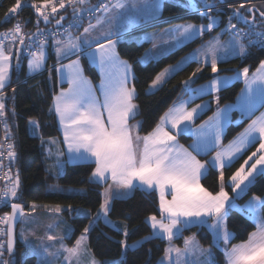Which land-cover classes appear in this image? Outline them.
I'll use <instances>...</instances> for the list:
<instances>
[{"label":"snow or ice","instance_id":"6c2138e0","mask_svg":"<svg viewBox=\"0 0 264 264\" xmlns=\"http://www.w3.org/2000/svg\"><path fill=\"white\" fill-rule=\"evenodd\" d=\"M162 2L163 0H97L92 5L90 0H58L60 9H71L70 16L61 14L58 18L55 15L57 6L53 0H44L42 5L33 2L30 7L37 16L36 32H24L22 25L17 23L9 33L0 34V119L6 116L5 90L11 85L10 68L13 59L15 67L19 69L27 53L29 74L42 73L46 70L47 50L51 47L56 64L48 69L50 77L55 72L61 85H68L67 89L61 87L60 92L53 95V106L49 109L58 118L66 153L63 150L53 153L56 141L51 138L45 141L41 136V145L46 151L45 163L48 158L56 156L54 163L46 171H54L59 176L69 162L94 164L89 183L106 185L103 202L95 216L85 210L73 209L71 205L67 209L59 205L51 209L56 217L53 218L55 222L48 225L50 233L63 223L56 218L65 210L74 211L77 216H91L89 226L84 228L73 247H67L63 243L71 238L73 230L70 227L62 235L47 234V240L56 241L59 247L42 242L34 244L22 232L23 242L30 249L24 254L23 260L31 255L37 258V264H71L70 258H76L77 264H99L94 257L86 262L81 258L89 255L85 243L89 232L103 220L106 226L122 233L124 237L118 242L123 249L120 260L112 261L111 264H122L129 250L134 251L153 239L169 242L157 264H216L211 250H204L195 234L184 239L183 250L172 246L174 238L193 227L206 228L211 233L212 247L219 248L221 244L225 246L223 252L226 264H264V197L253 195L245 205L236 204V200L254 185L258 177H264V114L253 120L226 148L216 151L210 161L201 162L197 158L201 154L207 155L220 144L221 130L233 109L251 115L258 106H264V61L260 62L251 78L248 67L238 70L232 77L215 75L219 71V62L232 57L244 58L253 47L264 50V10L257 9L254 5L246 7L250 0L239 3L238 7L228 4L232 12L220 34L202 44L174 67L165 68L155 76L147 94H154L189 64L197 65L182 82L183 92L188 99H182L169 108L152 131L142 136L140 132L143 130V121L137 119L140 110L135 103L139 97L131 82L135 78L132 76L131 65L121 59L117 47L125 33L142 22L158 17ZM173 2L177 7L207 18L208 23L175 25L164 31L159 42L157 37H149L153 48L141 57L140 63L158 61L186 42L213 31L220 24L219 16L224 9L218 7L217 0ZM219 3L224 4L226 0H219ZM25 6L24 0H15L5 14V21L19 15ZM49 6L50 12L47 11ZM241 9L244 11L241 12ZM50 16L55 20V30L47 27L52 23ZM85 19L87 26H84ZM41 22L45 25L44 29L40 27ZM238 24L243 27H238ZM73 31L77 34L74 35ZM223 34L228 35L227 41L222 40ZM6 40L10 41L7 45ZM16 44L20 47L13 53L12 49ZM72 57L76 58L71 59ZM82 58H87L90 64L99 68V86L94 87L92 81L84 75L80 63ZM64 60L71 62L64 64ZM209 66L214 74L213 78L206 85L193 87L198 74ZM241 77L245 88L237 97L236 104L218 109L208 121L195 127L196 119L210 104H198L191 109L187 106L197 98L219 93L233 80ZM12 91L15 92V89ZM215 102H220L218 95L215 96ZM12 115H16L14 109ZM28 126L32 136H39L41 124L37 119H29ZM5 130L9 131L6 121ZM179 135L193 138L189 146L191 150L178 144ZM10 139L11 136L7 135L6 140ZM257 141L259 146L256 151L229 177V186L234 194L230 196L225 187L224 170L231 167ZM14 148V144H7L6 156L10 162H15L17 157ZM257 153L260 155L257 156ZM4 155L0 151V157ZM65 155L67 159H61ZM253 157L257 158L249 165ZM2 165L3 161L0 160V167ZM210 168L220 170V186L215 193L201 184V179ZM20 186L17 174L11 186L0 192V205L10 204L11 207L10 214L0 217V224L7 225L6 232L2 234L8 237L6 245L0 243V264H16L13 227L17 222L23 223V218L27 215L21 203L12 202L21 198L22 194L18 195ZM53 190H56L55 186ZM135 191L149 196L158 193L159 217L155 214L147 216L145 223L152 229L151 235L129 245L127 225L122 227L115 223L109 218V214L116 199L127 198ZM166 195H170L171 199H166ZM233 210L245 214L255 225V230L249 233L247 240L235 245H231L233 234L228 230L227 224ZM32 234L34 233H29ZM5 255L9 259H5ZM62 255L63 261L60 260Z\"/></svg>","mask_w":264,"mask_h":264},{"label":"trees","instance_id":"16d2710c","mask_svg":"<svg viewBox=\"0 0 264 264\" xmlns=\"http://www.w3.org/2000/svg\"><path fill=\"white\" fill-rule=\"evenodd\" d=\"M14 2L15 0H0V34L11 29L14 25L13 23L5 22V14ZM25 2L44 3V0H24ZM96 2L97 0H92L91 3L94 4ZM209 2H213V0H209ZM242 2H245V0H226V3L220 4L219 0H217L218 7L224 9L221 13L223 16L221 28L227 25L228 17L232 12V8H229L228 4L238 7L239 3ZM253 5L264 10V0H250V3H246V7ZM243 11L244 9H241V12ZM70 15L71 12L66 17ZM35 17L34 12L25 11L21 15V22L34 21ZM204 21H208L207 18L201 17L185 8L177 7L173 1H167L164 6L163 15L147 24H142L145 28L140 31L161 30L181 22L200 24ZM239 25L243 27V25ZM138 31H135L134 34ZM211 36L212 33L208 32L204 37H199L160 58L158 61L148 64H142L140 60L149 50L151 45L149 42L138 43L128 40V36L121 40L118 45L120 56L133 66L135 72L134 85L139 97L135 102L138 104L140 110V115L137 119L143 121V130L140 134L146 135L152 131L160 117L173 104L185 96L182 82L188 78L197 65L195 63L189 64L182 71L177 72L154 94H147L151 81L165 68L177 64L188 54L199 48ZM82 60L85 74L94 84H99L101 77L96 67L90 64L87 58H82ZM261 61H264V50L253 47L249 49V54L244 59L238 57L221 62L220 71L222 74H230L235 73L243 67H249L254 71L259 67ZM55 64L56 57L51 50L47 62V70L39 75L32 76L28 74L27 58L25 57L21 68L17 69L14 65L11 85L5 90V117L13 132L15 151L17 153L16 160L13 162V172L14 175L19 174L21 178L19 194L22 195L19 200L13 202L21 203L27 213L33 211V205L39 210L49 209L57 205L67 209L71 205L73 209H87L91 212V216H95L104 199L105 185L89 183V177L95 168L94 164H68L65 173L59 176L46 171V151L41 145L40 137L42 136L44 140L62 137L57 117L54 112H49V109L53 106V95L58 94L61 87L66 86H60L57 73L52 72L50 77L48 69H51ZM213 75L210 66L205 67L198 74L195 85L198 86L210 81ZM243 86V81H237L231 86L222 89L219 94L220 102L218 105L222 106L235 102ZM13 88L15 92L12 91ZM13 109L16 113L15 116L12 115ZM214 111L215 106H212L199 118L198 122L210 117ZM31 118L37 119L41 124L39 136H32L29 132L28 121ZM238 118L239 113L235 112L233 120L226 131V143L236 138L252 120L251 118H246L243 121H238ZM180 139L188 146L192 143V137L190 136L181 135ZM252 152L253 149L247 151L231 167L224 170L226 189L231 195L234 194L231 192L229 186V177L243 164L244 160ZM204 159L208 160V157L205 156ZM219 171V169L210 168L207 175L203 178L202 184L208 191L215 193L219 190ZM53 186H55L56 190H53ZM253 195L264 197V177H258L254 185L244 195L239 197L237 202L242 205L251 199ZM62 214L67 223L72 226L73 232L71 238L66 241L69 245L73 246L84 228L89 226L91 216H77L74 211L69 212L67 210ZM153 214L159 217L158 193L149 196L141 191H135L127 198L116 199L112 204V211L109 215L113 221L124 222L128 226V242L135 243L143 237L151 235L152 229L145 223V219L147 216ZM227 224L233 234L231 245L247 240L249 233L255 230L254 223L238 210L231 212ZM194 234L202 246L213 249L216 264H226L223 249L212 247L213 238L206 228L193 227L185 230L181 236L174 238L171 243L184 246V239ZM89 236L90 249L97 260L103 264L105 262L111 264L112 261L120 260L123 249L118 242L124 239L122 233L106 226L103 220H101L90 231ZM168 246L169 242L167 240L153 239L145 242L138 249L134 251L129 250L126 260L122 264H157L159 259L164 255V249ZM26 251V245L19 240L14 251L16 264H37L35 256L29 255L27 260H23ZM4 258L9 259L7 255Z\"/></svg>","mask_w":264,"mask_h":264},{"label":"crops","instance_id":"0c3cea01","mask_svg":"<svg viewBox=\"0 0 264 264\" xmlns=\"http://www.w3.org/2000/svg\"><path fill=\"white\" fill-rule=\"evenodd\" d=\"M50 48V52H51V50L53 51V49L51 48V47H49ZM54 52V51H53ZM71 59H74L73 57L71 58ZM68 61H71V60H68ZM63 63L64 64H68V62H67V60H64L63 61ZM94 66V65H93ZM96 67V69H98V71L100 72V70H99V68L97 67V66H95ZM84 75L88 78V76L85 74V71H84ZM101 77V76H100ZM89 79V78H88ZM101 79V78H100ZM135 80V79H134ZM238 81H240V80H238ZM237 82V81H236ZM92 84H93V86H94V83L92 82ZM64 85H66L65 87H64V89H67V87H68V85H67V83H65ZM244 87V86H243ZM224 89V88H223ZM222 91V90H221ZM220 91V92H221ZM220 92H219V94H220ZM241 93V92H240ZM211 95H205V96H202V97H200V98H197V99H195L191 104H189L187 107L189 108V109H191L192 107H196V105H198V104H204V103H206V102H209V104H210V107L205 111V112H203L200 116H199V118L201 117V116H203L212 106H213V104H216V102L214 101V102H212V103H210V101L208 100L209 99V97H210ZM187 100L188 99V97H187V95H185L184 97H182L180 100ZM180 100L179 101H177L175 104H178L179 102H180ZM237 102V101H236ZM236 102L234 103V104H231V105H235L236 104ZM136 103V102H135ZM174 105V104H173ZM173 105L171 106V107H173ZM223 107H221L220 106V108H218V109H223V108H225L226 106H228L227 104H225V105H222ZM216 111V110H215ZM214 111V113H216ZM235 112H238L239 113V118H238V121L239 120H244L245 118H251L252 120H251V122L248 124V126L252 123V121L253 120H255V119H257L258 117H260L261 116V114H264V106L262 107V108H258L257 107V109H255L254 110V112H253V114L255 113V116H251V115H253V114H251V115H246V114H243L239 109H233L229 114H228V119H227V122L224 124V126H223V128H222V130H221V132L223 133L224 131H225V133H226V130H227V128H228V126L230 125V123L232 122V120H233V114L235 113ZM214 113L210 116V117H212L213 115H214ZM250 116V117H249ZM199 118L198 119H196V121H195V127H198L199 125H201V124H203L205 121H208L209 120V118H208V120H203V121H201V122H198V120H199ZM57 120H58V118H57ZM132 123H136V121H132ZM247 126V127H248ZM246 127V128H247ZM245 128V129H246ZM244 129V130H245ZM243 130V131H244ZM242 131V132H243ZM241 132V133H242ZM62 133V132H61ZM140 135H142V134H140ZM226 135V134H225ZM225 135H224V138H223V144L225 145V147H227L232 141H234L236 138H234L232 141H230V142H228V143H226L225 142ZM143 136V135H142ZM180 136L181 135H179L178 137H177V141H178V144L179 145H183L185 148H189V146L188 145H186L185 143H183L182 141H181V139H180ZM52 139H54V138H52ZM49 139H47V140H45V141H48ZM55 140V139H54ZM59 141V143L60 144H63L62 143V141L61 140H63V134H62V137L61 138H59L58 139ZM192 142H193V138H192ZM58 143V144H59ZM57 143H56V145L53 147V149H52V151H55V150H58V147H57V145H58ZM192 144V143H191ZM190 144V145H191ZM220 145V144H219ZM259 146V142L257 141L255 144H253L247 151H250L251 149H253V152L254 151H256V148ZM189 150H191L190 148H189ZM210 151H213V152H210ZM209 152H208V154L207 155H204V154H201V155H199V156H197V158L198 159H200L201 160V162H205L206 160L204 159V157L205 156H207L208 157V160H209V158H211V157H213L215 154H216V151H219L217 148H215V150L213 149V150H210ZM246 151V152H247ZM245 152V153H246ZM245 153H243V155L245 154ZM213 155V156H212ZM260 155V153H257V156H259ZM242 156V155H241ZM240 156V157H241ZM257 157H253V160L252 161H249V165L251 164V163H253L254 162V160L256 159ZM56 159V158H55ZM54 163V157L52 156V157H50V158H48L47 159V167L48 166H50V165H52ZM67 165H68V163H67ZM67 165H65V167L63 168V170L61 171V174L60 175H62L63 173H64V170H65V168L67 167ZM247 166V165H246ZM209 172V171H208ZM207 172V173H208ZM52 174H55V172L53 171L52 172ZM17 175V174H16ZM15 175V176H16ZM56 175V174H55ZM207 175V174H206ZM205 175V176H206ZM15 176H14V178H15ZM204 176V177H205ZM203 177V178H204ZM203 178L201 179V184H202V180H203ZM109 183H111V181H109ZM202 186H203V184H202ZM105 187H106V185H105ZM204 187V186H203ZM104 191H105V189H104ZM19 194V193H18ZM133 194V193H132ZM131 194V195H132ZM130 195V196H131ZM231 196H233V195H231ZM242 196V195H241ZM129 197V196H128ZM166 199H171V196L170 195H166ZM250 200V199H249ZM13 202V201H12ZM248 201H246L244 204H239L237 201H236V204H238L239 206H243V205H245L246 203H247ZM51 209L52 208H49V209H43V210H39L38 208H34L33 209V211H31V212H28L27 213V215L23 218V220H24V222L21 224V227H20V229H19V240L21 241V242H23V239H22V237L20 238V236H21V233L23 232L24 233V235H27L28 236V239L30 240V241H32V243H44V244H55V242L56 241H48L47 240V234H52V233H55V234H57V235H59V228H60V224H59V226L58 227H56V228H54L53 230H52V232L50 233L49 232V229H48V225L49 224H53L55 221H54V217H56V214L54 213V212H52L51 211ZM57 220H59L60 219V217H58V218H56ZM72 228V227H71ZM228 230L230 231V229H229V227H228ZM231 232V231H230ZM29 233H34V234H32V235H29ZM232 233V232H231ZM196 240L198 241V239L196 238ZM232 241V240H231ZM199 242V241H198ZM24 243V242H23ZM57 243V242H56ZM172 244V246H174V247H177V248H180L181 250H183V248H184V246H179V245H177V244H174V243H171ZM239 244V243H238ZM199 245L204 249V250H211V252H212V254H213V257L215 258V255H214V251H213V249L212 248H207V247H204V246H202L200 243H199ZM231 245H229V247H230ZM27 247V246H26ZM224 245L223 244H221L220 246H219V248H221V249H224ZM30 251V249L27 247V252H29ZM173 256H175V253H173ZM201 259H203V257L201 258Z\"/></svg>","mask_w":264,"mask_h":264},{"label":"rangeland","instance_id":"374dc122","mask_svg":"<svg viewBox=\"0 0 264 264\" xmlns=\"http://www.w3.org/2000/svg\"><path fill=\"white\" fill-rule=\"evenodd\" d=\"M167 1H173V0H163V2H162V9H161V14L158 16V17H156L155 19H157V18H159V17H161L162 15H163V12H164V6H165V3L167 2ZM181 2H183V0H181ZM155 19H153V20H155ZM219 19H220V24H219V26L218 27H216V28H214V30L213 31H211V33H212V36H211V38L212 37H214V36H216L217 34H220L221 33V31H222V29L225 27H222L221 28V25H222V19H223V16L220 14V16H219ZM153 20H149V21H147V22H142V23H140V24H138L136 27H134V28H132L131 29V31H129V32H127V33H125V35H124V37H123V39L126 37V36H128V40H133V41H136V42H138V43H144V42H149L151 45H150V48H149V50L150 49H152L153 48V45H152V43L149 41V37H152V36H155V37H157V40H158V42H159V38H160V36L164 33V31L166 30V29H169V28H171V27H174L175 25H179V24H188V23H193V22H181V23H176V24H173V25H170V26H168V27H165L164 29H161V30H145V31H140L143 27H145V26H142V24H147V23H149L150 21H153ZM94 22V21H93ZM233 22H235V21H233ZM202 23H204V24H207L208 23V21H204V22H202ZM193 24H197V23H193ZM201 24V23H200ZM197 25H199V24H197ZM85 26H87V24L85 25ZM142 26V27H141ZM238 26H240L239 24H238ZM136 29V30H135ZM216 29H218V30H216ZM245 29H247V28H245ZM137 30H139L138 32H136L135 34H134V32L135 31H137ZM208 33V32H207ZM207 33H205L203 36H201V37H204ZM210 38V39H211ZM122 39V40H123ZM210 39H208V40H210ZM227 39H228V35L227 34H223L222 35V40L223 41H227ZM208 40H206V41H204L203 42V44H205V43H207V41ZM191 42V41H190ZM187 43H189V42H186L185 44H187ZM185 44H183V45H185ZM119 45V44H118ZM183 45H181V46H183ZM180 46V47H181ZM180 47H178V48H180ZM201 47V46H200ZM199 47V48H200ZM178 48H176V49H174V50H172L171 52H173V51H175V50H177ZM198 49V48H197ZM117 50H118V47H117ZM48 59H49V56H50V48H48ZM119 52V51H118ZM170 52V53H171ZM194 52V51H193ZM170 53H167L166 55H168V54H170ZM166 55H164V56H166ZM189 55V54H188ZM187 55V56H188ZM163 56V57H164ZM248 56V55H247ZM246 56V57H247ZM26 57V56H25ZM121 57V56H120ZM246 57H244V58H246ZM74 59L76 58V57H73ZM162 58V57H161ZM233 58H238V57H232V58H229L228 60H231V59H233ZM243 58V59H244ZM48 59H47V62H48ZM121 59L122 60H125V59H123L122 57H121ZM24 60V58L22 59V61ZM227 60V61H228ZM125 61H127V60H125ZM67 62L68 63H70L71 61H68L67 60ZM128 62V61H127ZM15 59H13V61H12V67L10 68V77L12 78V73H13V69H14V65H15ZM80 63H81V67L83 68V70H84V65H83V60L81 59V61H80ZM129 63V62H128ZM220 63L221 62H219L218 63V69H219V71H218V73H216L215 75L216 76H219V77H232V76H234L235 75V73L238 71V70H240V69H238L235 73H230V74H222L221 73V71H220ZM130 64V63H129ZM148 64V63H147ZM27 65H28V61H27ZM131 65V64H130ZM175 65H177V64H175ZM175 65H172V66H170V67H168V68H171V67H174ZM22 66V65H21ZM131 68H132V76H134V78H135V72H134V69H133V66L131 65ZM249 68V67H248ZM242 69V68H241ZM46 70H47V64H46ZM46 70H44L43 72H45ZM98 70V69H97ZM249 70H250V72H249V77L251 78V75L253 74V73H255L256 72V70H254V71H252L251 70V68H249ZM27 71H28V66H27ZM42 72V73H43ZM99 72V71H98ZM100 73V72H99ZM28 74H29V71H28ZM39 74H41V73H35V74H31L32 76H36V75H39ZM30 75V74H29ZM58 78H59V76H58ZM89 78V77H88ZM90 79V78H89ZM91 80V79H90ZM101 80V79H100ZM195 80H196V78H195ZM238 80H240V81H243L244 82V79H243V77H241V78H239V79H236V80H233L231 83H230V85L229 86H231L232 84H234L236 81H238ZM92 81V80H91ZM133 84H134V80H132L131 81ZM209 83V81L208 82H206V83H204V84H201V85H206V84H208ZM59 84H60V86H62L61 85V83H60V81H59ZM65 84V83H64ZM63 84V85H64ZM100 84V83H99ZM99 84H94V87H96V86H99ZM195 84H193L192 86L193 87H200L201 85H198V86H194ZM228 87V86H227ZM64 88V87H63ZM161 88V87H160ZM159 88V89H160ZM245 88V83H244V87H243V89ZM158 89V90H159ZM61 90V89H60ZM157 91V90H156ZM155 91V92H156ZM60 92V91H59ZM241 94V93H240ZM240 94H239V96H240ZM97 95H99V93H97ZM219 96V93H215V94H213V95H211L210 97H209V101H210V103H212V102H214L215 101V96ZM214 100V101H213ZM236 101H237V99H236ZM235 101V102H236ZM235 102H231V103H228L227 105H231V104H234ZM213 106H215V110L217 111L218 110V108H220V106L216 103V104H213ZM221 107H223V106H221ZM263 106H258V108H262ZM257 109V108H256ZM215 111V112H216ZM253 114V113H252ZM251 116H255V113L253 114V115H251ZM250 117V116H249ZM209 118V117H208ZM208 118H206V119H204V120H208ZM248 118V117H247ZM246 119V118H245ZM239 121H243L242 119L241 120H239ZM227 131V130H226ZM62 132V131H61ZM226 133H225V131L222 133L221 132V141H220V145H218L216 148L218 149V150H222V149H224V148H226L225 147V145L223 144V138H224V135H225ZM40 135V134H39ZM59 138H61V137H58V138H54L55 139V141H56V143L58 144L59 142ZM62 141V140H61ZM57 147H58V150H63L65 153H66V145H64V144H58L57 145ZM213 150V149H212ZM214 150H215V148H214ZM57 150H55V151H53V153H55ZM210 152H213V151H210ZM209 152V153H210ZM243 155V154H242ZM213 156V155H212ZM53 157H54V161H55V158H56V156L55 155H53ZM240 158V157H239ZM238 158V159H239ZM61 159H64V160H66L67 159V156L65 155V156H63V157H61ZM212 159V157L211 158H209V160H206V161H210ZM237 159V160H238ZM68 164H77V163H71V162H69ZM67 165V164H66ZM68 166V165H67ZM247 167L248 166H245V168H246V170H247ZM66 169H67V167L65 168V170H64V173H65V171H66ZM218 169V168H217ZM210 170V169H209ZM61 174V173H60ZM17 176V175H16ZM16 176H15V178H16ZM15 178H14V180H15ZM224 178H225V176H224ZM19 179H20V182H21V178H20V176H19ZM224 182H225V187H226V178L224 179ZM229 183H230V181H229ZM21 187V186H20ZM227 190V189H226ZM19 191H20V189H19ZM228 191V190H227ZM229 195L231 196V194L229 193ZM242 195H244V194H242ZM237 201V200H236ZM238 205V204H237ZM55 206H52V209L54 208ZM62 208H64L63 206H61ZM81 210H85V211H88V212H90L89 210H87V209H81ZM91 213V212H90ZM59 217H60V219H59V221H62L63 223H60V228H59V235H62L66 230H67V228L68 227H72V226H70L69 225V223H67V221L64 219V217H63V214H60L59 215ZM109 218H110V215H109ZM111 219V218H110ZM112 220V219H111ZM113 221V220H112ZM115 223H117V224H119V225H121L122 227L124 226V225H126L124 222H119V221H114ZM21 227V226H20ZM128 227V226H127ZM72 229V228H71ZM73 230V229H72ZM20 232V231H19ZM73 232V231H72ZM128 232H129V229H128ZM89 234H90V232H89ZM89 234H88V237H87V240H86V246H87V249L89 250V255L88 256H85V257H82L81 259L82 260H84L85 262L88 260V259H90L91 257H94L95 258V260L96 261H98L99 262V264H103L101 261H99V260H97V258L94 256V254L92 253V250L90 249V243H89ZM72 235V234H71ZM129 236V235H128ZM20 238H21V236H20ZM67 247H73V246H71V245H69L68 243H67V241L65 240L64 242H63ZM127 243L129 244V245H131V244H133V243H129L128 242V237H127ZM55 244L57 245V247H59V245H58V243H56L55 242ZM27 252V251H26ZM64 255H66V253L64 254ZM60 260L61 261H63V255L60 257ZM70 261H71V264H77V260H76V258H70ZM65 264H67V262H65Z\"/></svg>","mask_w":264,"mask_h":264},{"label":"built area","instance_id":"2783aa9c","mask_svg":"<svg viewBox=\"0 0 264 264\" xmlns=\"http://www.w3.org/2000/svg\"><path fill=\"white\" fill-rule=\"evenodd\" d=\"M91 2H92V0H90V3ZM31 3H33V2H25L26 6L19 15L13 16L11 19L5 21L7 23H13L14 25L11 29L4 31L3 33H9L17 23H20L22 25L24 32H32V33L36 32L37 16L35 17L34 21H27L25 23L21 22V15L23 12L30 11V12L35 13V10L30 7ZM53 3H55L57 6V13L55 14L57 18L61 14L67 16L68 13L71 12V9H68L67 11H65V9H60L58 7V0H53ZM96 3H94V4L91 3V4L95 5ZM37 4L42 5L43 3H37ZM47 11L48 12L51 11L50 6L47 8ZM35 15H36V13H35ZM50 19H52L51 16H50ZM52 23L53 24L48 25L47 27L55 30L56 24H55L54 19H52ZM86 23H87V19H85V21H84V26L86 25ZM42 25H44V24L41 22L40 27H41V29H44L45 26H42ZM238 27H242V26H238ZM245 31H247V29H245ZM73 34L75 35L77 33H75V31H73ZM5 43L7 45L10 43V41L6 40ZM26 43H27V41H26ZM18 47H20L18 44L13 46V49H12L13 53H15L16 48H18ZM25 56H27V53H25ZM5 121L7 122V129L9 130L8 132H6V130H5ZM7 135L11 136L10 140H6ZM8 143H12L15 146V142L13 139V132H12V130L8 124L6 117H4L3 119H0V151H3L5 153V155L3 157H0V160L3 161V165H2V167H0V192H3L7 187L11 186V183L14 180V176H15L14 172H13V162H10L6 156V153L8 150L7 149ZM14 150H15V148H14ZM9 176L11 177V179H9ZM9 205H0V217H3L5 214H10V210H8ZM6 229H7V225L0 224V243H5V245L7 243L8 237H7V235L2 234V233L6 232Z\"/></svg>","mask_w":264,"mask_h":264},{"label":"water","instance_id":"95a60500","mask_svg":"<svg viewBox=\"0 0 264 264\" xmlns=\"http://www.w3.org/2000/svg\"><path fill=\"white\" fill-rule=\"evenodd\" d=\"M143 28H145V27H143ZM143 28H142V29H143ZM21 205H22V204H21ZM22 206H23V205H22ZM9 208H10V212H11V207H10V205H9ZM23 208H24V206H23ZM24 211H25V213L27 214V211L25 210V208H24ZM21 224H22V223L17 222V223L14 225V227H13L14 238H15V249H14V251L16 250V247H17V244H18V241H19V229H20Z\"/></svg>","mask_w":264,"mask_h":264},{"label":"flooded vegetation","instance_id":"af4514ba","mask_svg":"<svg viewBox=\"0 0 264 264\" xmlns=\"http://www.w3.org/2000/svg\"><path fill=\"white\" fill-rule=\"evenodd\" d=\"M255 8L259 9L257 6H255ZM257 15H258V13H257Z\"/></svg>","mask_w":264,"mask_h":264}]
</instances>
